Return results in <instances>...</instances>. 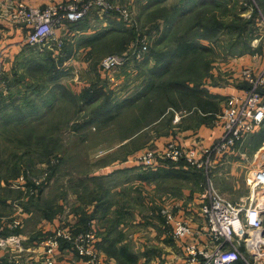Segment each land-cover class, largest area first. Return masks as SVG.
<instances>
[{
	"label": "rangeland",
	"instance_id": "obj_1",
	"mask_svg": "<svg viewBox=\"0 0 264 264\" xmlns=\"http://www.w3.org/2000/svg\"><path fill=\"white\" fill-rule=\"evenodd\" d=\"M206 1L209 0H122L121 3L130 4L133 15L132 25H126L117 17L111 18V15L93 13L102 16L108 23L101 26L98 32H105L106 29L111 32L113 29L109 25L116 24L118 28L114 36L106 35L92 45L87 43L79 51L78 43H71L73 39L69 41L70 38H67L69 34L66 32V36L61 35L63 38L61 47L54 44L27 45L17 56H13L11 61L9 58L6 61L0 58V70L5 68L7 72L9 69V74L4 78L7 83L4 85L13 88L11 96L0 95L2 98L0 103L10 99L8 101L15 104L14 113L20 120L22 116L19 109L22 113L25 108L23 104L31 101L37 107L33 113L30 112L29 121L40 122L39 126H26L21 123L18 128H1L7 130L0 132V171L11 176L13 180L10 185L14 188L24 189V197H20L21 194L17 191H7L11 201L20 199L19 203L32 204L34 200H39L35 203L40 202L46 209L52 207V210L60 201L70 202L73 199V190H76V187L81 188L80 185L84 181L80 180V177L87 175L90 170L98 166L96 154L103 155L106 149L112 148L114 136L129 138L130 134L141 127L144 118L140 117H147L155 111L158 114L163 109L167 110L169 104L189 110L192 106L189 102L193 104L196 100L193 96L199 95L190 88L193 85L198 87L206 85L205 77L209 75L208 71L217 67V56L231 52L244 54L256 49L261 59H264L263 50L259 47L263 43L261 35L258 28L252 26L257 18L264 15V7L258 3L259 1L223 0L224 2L216 5ZM255 36L259 38L257 41L259 45L252 44L251 47L249 43L256 39ZM175 37L176 44L195 41L201 47L184 50L176 56V60L171 59L173 62L166 70L163 66L168 59L156 60L155 56L162 51H169V47L173 48ZM138 38L147 39L150 45L145 59L121 67L117 75L120 81L118 85L105 82L100 72H96L100 68L101 60L105 56L128 51ZM157 67L163 71H158ZM162 77L176 81V89L173 88L168 92L163 90L164 88L161 92H158L157 88L150 89L149 83L159 84ZM177 83L184 84V88L178 87ZM71 89L79 92L73 94ZM86 89L89 92L94 91L92 94L100 95L99 97H101L99 92L105 93L104 97L96 102H85L84 97L88 94L84 92ZM142 94H145L139 98L142 105L133 111L128 110L127 105L136 101ZM125 99L130 100V103L121 108H114L108 116L98 119L105 101L115 107L116 102ZM54 105L56 109H53ZM51 109L54 110L52 115L49 114ZM16 136H19L20 140H15ZM147 137L146 133L138 134L127 145L134 148ZM102 139L108 141H100ZM244 141L241 144H245V149L240 145L236 148V153H244V156H234L233 160H244L249 165L247 164V168L243 170L239 167L238 171L243 172L241 177L236 174L231 177L218 176L217 182H214L215 186H227L232 180L243 182L247 175L249 180L254 174L250 173L252 170L258 169L259 165L264 166V125L249 140L247 139L245 143ZM130 159L131 157H128L126 161H131ZM224 165L217 167V175ZM99 186L95 184L94 188L84 190L88 200L99 198L100 192L98 191L97 194ZM249 186L251 187V184ZM244 191H247V187L243 182L241 188L230 190V201L238 203L240 201L238 197ZM24 205L16 204L17 211L12 216L0 211L5 229L13 230L10 227L18 219L22 227L23 220L19 213L20 207ZM137 208L141 213L145 212L144 206ZM68 210L71 208L68 207L66 213ZM59 226L71 229L65 224ZM26 227L34 232L39 230L33 218L29 219ZM19 229L10 233L15 232L20 235ZM53 231L46 233L40 241L52 235ZM22 239L23 236L20 235V242ZM148 242L151 240L148 239ZM64 244L66 242L62 239L61 247ZM42 248L44 260V247Z\"/></svg>",
	"mask_w": 264,
	"mask_h": 264
},
{
	"label": "crops",
	"instance_id": "obj_2",
	"mask_svg": "<svg viewBox=\"0 0 264 264\" xmlns=\"http://www.w3.org/2000/svg\"><path fill=\"white\" fill-rule=\"evenodd\" d=\"M20 1L28 5L45 6L64 0H0V54L5 56V61L8 58L11 61L13 56H17L27 46L25 38L28 28L22 24H15L10 19L14 6ZM114 1L122 2V0ZM256 1H259L258 3L264 7V0ZM208 2L216 5L224 1H206V3ZM259 22L260 18H257L254 24H250L255 25L259 30ZM107 24L102 16L92 14L84 20L70 25V30L66 31L69 34L67 38H70L69 41L73 39L71 43H78L80 51L87 43L92 45L106 35L114 36L115 23L109 25L114 29L111 32L109 29H106L105 32H98L101 26ZM66 32L65 36L67 35ZM259 34L263 41L260 30ZM257 41L259 38L250 41V46L253 47L252 44H258ZM259 47L263 50L262 56L264 58V44L262 43ZM216 60L218 61L217 67L209 70V75L205 77L206 85L199 86L195 90L199 95L193 96V99L196 100L193 104L189 102L192 105L189 110L169 104L167 110L163 109L158 114L155 111L147 117H140L144 118L141 127L130 134L129 138L122 139L117 135L114 136L112 148L106 149L107 151L103 155L96 154L98 166L90 170L87 175L80 177V180L84 181L81 185L79 184L81 188L76 187V190H73V199L70 202L61 203L60 201V205L57 203L58 206L54 207L53 210L52 207L46 209L40 202L35 203L39 200H34L31 202L32 204L20 202L25 204L20 207L19 213L23 225L18 233L23 236V239L19 247H0V264H45L40 239L60 224H65L74 231H81L86 228L94 229L99 238L98 249L103 264H179L184 257L183 247L173 238L171 227L165 223L160 211L164 206L169 205L177 215L188 218L195 227H198L202 221L200 206L204 200L201 197L202 192L207 186L206 176L197 169L161 161L156 168L146 169L133 158L144 146L162 148L171 139H175L183 145L191 146L194 144L210 145L220 137L223 129L215 120L225 107L226 99L229 95L244 93L248 88V83L240 75V70L248 66L255 71H261L264 67V59H261L259 51L255 49L253 52L244 54H236V52L221 54L216 57ZM96 72H99V69ZM7 74H9V69L7 72L5 69L0 70L1 96H11V90H13L12 86L6 87L4 85L7 83L4 80ZM97 74L99 75V73ZM99 77L101 76L99 75ZM71 90L73 94L79 92L74 89ZM8 100L0 103V132L7 130L1 129L2 127L18 128L21 123L26 126H39L40 122L29 121V118L22 122L17 119L14 113L16 107L10 104L11 102ZM116 103L118 106L116 108L128 104L125 100ZM48 105L50 107L51 104ZM141 105L140 99L128 104L127 108L133 111ZM35 106L37 107V105ZM53 109H56L55 105ZM53 112L54 110H49V114L52 115ZM26 120L30 123H25ZM259 129L255 132L257 133ZM255 132L248 135L244 143ZM145 133L148 134V137L142 140L138 146L128 147L127 144L134 140L138 134ZM14 139L20 140V137L16 136ZM100 141L108 140L102 139ZM240 146L244 148L245 144ZM123 147H125L124 150H122ZM234 156L243 157L244 153L235 152L227 156L220 164L221 166L225 165L218 173L219 175L216 173V167L211 176L215 189L229 200H231L229 198L231 197L229 196L230 190L241 188L244 182L247 191L242 193L243 196L240 194L238 197L240 200L238 203H241L242 200L248 199L251 194V189L248 190L251 188L248 182L249 175L243 179V182L232 180L224 187L215 186L214 183L217 182L218 176L222 175L231 177L236 174L241 177L243 172L238 171L239 167L243 170L247 168L249 163L244 160H233ZM128 157H131V161L127 162ZM11 180L13 179L9 174L0 171V211L8 216L15 214L17 211L16 204H20L18 202L20 199L11 201V197L6 192L17 191L18 194H21L20 197H24V189L22 187L14 188L10 185ZM95 184L100 185L97 188V194L98 191L100 192L99 198L88 200L84 190L94 188ZM202 185L205 186L202 187ZM79 194L81 195L79 196ZM140 206L145 207L144 213H141V210L137 208ZM68 207L71 210L66 213ZM30 218H33L37 223L39 230L36 232L26 227ZM10 232L5 229V234ZM148 239L151 242H148ZM56 264L83 263L77 254L67 244H64L58 249Z\"/></svg>",
	"mask_w": 264,
	"mask_h": 264
},
{
	"label": "built area",
	"instance_id": "obj_3",
	"mask_svg": "<svg viewBox=\"0 0 264 264\" xmlns=\"http://www.w3.org/2000/svg\"><path fill=\"white\" fill-rule=\"evenodd\" d=\"M129 5L114 0H64L34 6L20 1L14 6L10 19L28 28L27 45L54 44L61 47V35L70 30L69 26L94 12L117 17L126 25H132L133 15ZM259 23L264 44V15ZM149 48L147 39L138 38L128 51L105 56L100 62V75L108 84L118 85L117 75L121 67L144 60ZM0 58L5 60L3 54ZM240 75L248 83V88L244 93L232 94L226 99L221 115L215 120L223 129L216 141L210 145L186 146L171 139L162 148L146 147L133 158L146 169L156 168L161 161L191 167L206 176L207 186L202 192L204 200L200 206L202 221L198 227L188 218L177 215L169 205L160 211L165 223L171 227L173 238L183 247L184 257L179 264H264V166L259 165L258 169L250 172L254 173L248 180L251 194L241 203H234L221 195L213 186L211 176L227 156L236 152L248 135L264 125V67L255 71L246 66L240 70ZM19 227L20 219L14 221L10 228L15 231ZM4 230V219L0 217V247H19L20 235L15 232L6 235ZM257 234L262 240L259 244L253 239ZM62 239L83 264H103L94 229L73 232L61 226L40 241L41 247H44L45 264L57 263V250Z\"/></svg>",
	"mask_w": 264,
	"mask_h": 264
},
{
	"label": "trees",
	"instance_id": "obj_4",
	"mask_svg": "<svg viewBox=\"0 0 264 264\" xmlns=\"http://www.w3.org/2000/svg\"><path fill=\"white\" fill-rule=\"evenodd\" d=\"M179 6V4L178 5H176V8ZM120 27V26H119ZM116 28H118V27H116ZM114 30V29H113ZM123 31H125L124 29H122ZM115 31H117L116 29L114 30V32ZM123 31H121V32H123ZM182 42H179V43H177L176 44V37L174 38V42H173V44H174V47L173 48H171V47H169L168 49H169V51L167 50V51H162L161 53H159L158 55H156L155 56V58H156V60H159V59H163V58H166V59H168L167 61V63H165V65L163 66V68H165L166 70L169 68V65L173 62H171V59H174V60H176V56H178V55H180L181 54V52H183L184 50H191V49H200V47L198 46V43L197 42H195V41H190V42H188V43H185V44H182V45H180ZM176 45H177V47H176ZM183 46H186V47H183ZM191 47H193V48H191ZM157 70L158 71H160L161 70V68L160 67H157ZM161 71H163V69L161 70ZM154 75H157V73H154ZM150 84V89L151 88H157V91L158 92H161V90H162V88H164L163 90H166V92H168V91H170L171 89H176V81H171V80H167V79H164L163 77L161 78V83H159V84H161L160 85V87H158L159 86V84L157 83H153V82H151V83H149ZM158 85V86H157ZM177 85H178V87H181V88H184V84H181V83H177ZM180 85V86H179ZM193 88L192 89H190L191 91H195L197 88H198V86H196V85H193L192 86ZM160 88V89H159ZM154 91V90H153ZM84 92H86V93H88L87 94V96H85L84 98H85V102H96V101H98L99 100V98L101 99L102 97H104V94L105 93H101V92H99L100 94H101V97H99L100 95H93L92 93L94 92V91H87V89L84 91ZM146 94V93H145ZM145 94H142L141 96H139V97H137L138 99H136V100H139V98H141L142 96H144ZM10 100V99H9ZM134 100V99H133ZM108 101H105V104H104V106H103V109L100 111V114H99V117H98V119L99 118H101V117H103L104 115L106 116H108V114H110L111 112H112V110L114 109V108H116V106H117V103L115 104V107H114V105L112 106H110L108 103H107ZM125 102H128V103H130V100H127V99H125ZM132 102H135V101H132ZM10 104H13L14 106H15V104L11 101V103ZM50 104H51V102H50ZM175 106V105H174ZM23 107H25L24 108V110L22 111V113H21V109H19L20 110V116H22V117H24V119H26V118H28V116H30L31 115V111H32V113L34 112V110L36 109V106H35V104L34 103H32L31 101H28L27 103H24L23 104ZM118 107V106H117ZM22 117H20V121H22ZM88 122H90V121H88ZM91 123V122H90ZM89 124V123H88ZM86 229H88V228H86ZM83 230H85V229H83ZM242 264H245L244 262H242Z\"/></svg>",
	"mask_w": 264,
	"mask_h": 264
},
{
	"label": "bare ground",
	"instance_id": "obj_5",
	"mask_svg": "<svg viewBox=\"0 0 264 264\" xmlns=\"http://www.w3.org/2000/svg\"><path fill=\"white\" fill-rule=\"evenodd\" d=\"M253 239H254V242H256L258 244L261 243V241H262L258 234Z\"/></svg>",
	"mask_w": 264,
	"mask_h": 264
},
{
	"label": "water",
	"instance_id": "obj_6",
	"mask_svg": "<svg viewBox=\"0 0 264 264\" xmlns=\"http://www.w3.org/2000/svg\"><path fill=\"white\" fill-rule=\"evenodd\" d=\"M262 234H264V230L262 231Z\"/></svg>",
	"mask_w": 264,
	"mask_h": 264
}]
</instances>
